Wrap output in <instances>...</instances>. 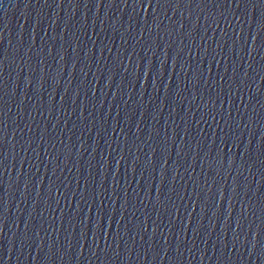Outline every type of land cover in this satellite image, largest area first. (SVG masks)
Listing matches in <instances>:
<instances>
[{
    "label": "water",
    "instance_id": "water-1",
    "mask_svg": "<svg viewBox=\"0 0 264 264\" xmlns=\"http://www.w3.org/2000/svg\"><path fill=\"white\" fill-rule=\"evenodd\" d=\"M175 2L0 0L3 264H264V4Z\"/></svg>",
    "mask_w": 264,
    "mask_h": 264
},
{
    "label": "snow or ice",
    "instance_id": "snow-or-ice-1",
    "mask_svg": "<svg viewBox=\"0 0 264 264\" xmlns=\"http://www.w3.org/2000/svg\"><path fill=\"white\" fill-rule=\"evenodd\" d=\"M110 2L111 3H115V0H110ZM134 2L135 3H139L141 5H145V0H134ZM209 2L210 3H216V0H209ZM232 2H233V0H224V3H226L228 6H231ZM241 2H242V0H236V6L239 7ZM243 2H245V4H248V3H252V0H243ZM121 3L126 6L127 5V0H121ZM180 3H181V0H176V2H175L176 5H180ZM152 4H153V0H147V5H152ZM155 4L172 6L173 5V0H155ZM183 4L192 5L193 4V0H183ZM201 4H204V0H199V2L196 4V6L199 7V5H201ZM262 4H264V0H262ZM217 6H220V5L217 4ZM181 27H183V25H181ZM262 32H264V20H262V23L259 25V29H258L257 35L260 37ZM252 40L254 42L256 40V36H253ZM0 42H2V41H0ZM262 45H264V41H262ZM174 60H175V58H174ZM152 65H153V63H152ZM152 65H151V68H149V71H151ZM249 67H251V65H249ZM162 68H163V65L161 66V69ZM147 74L148 73L146 72L145 76H147ZM197 80H198V76L194 75L193 76V82H195ZM3 94H4V87H3V61L0 60V100H2ZM229 115H231V114L229 113ZM3 117H4L3 109H2V106H0V140H2L4 138V136L6 135L5 127H4V124H3ZM228 126L230 127V125H228ZM222 139H224V137H222ZM261 141L262 142L259 143L257 145V148H256V151L259 152L260 156L264 155V137H261ZM245 151L247 152L248 149H245ZM137 161H138V158H137ZM4 162H5V159L2 157V154H0V167H2L4 165ZM166 162L167 161H165V163ZM118 163H119V161L117 162V164ZM148 163L151 164L152 161L149 160ZM229 167H231V162L229 163ZM161 171L163 172L162 180H165V170L163 169V166H162V170ZM26 184H27V181H26ZM236 191H237V188L234 185L233 188H232V192L235 193ZM49 193L51 194V187H49ZM245 194L247 195V192ZM37 195H39V193H37ZM2 199L3 198L0 197V201H2ZM92 203L95 204V198L93 199ZM4 211H0V225H2L4 223ZM95 215H96V217H98V219H96V225H97L99 231H102V229L104 227V215H105V209L103 208V206H101V207H99L97 209ZM262 215H264V207H262ZM93 234L95 235V233H93ZM0 235H2V228H0ZM25 239H27V237H25ZM0 264H3V260L2 259H0Z\"/></svg>",
    "mask_w": 264,
    "mask_h": 264
}]
</instances>
